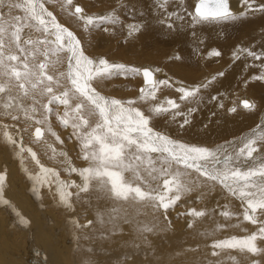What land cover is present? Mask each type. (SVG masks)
<instances>
[{"label": "rangeland", "instance_id": "rangeland-1", "mask_svg": "<svg viewBox=\"0 0 264 264\" xmlns=\"http://www.w3.org/2000/svg\"><path fill=\"white\" fill-rule=\"evenodd\" d=\"M187 1L188 17L194 20L196 24L203 23L193 19L195 1ZM44 2L48 11L53 12L60 23L76 33L86 54L90 57H104L110 62L124 63L128 66L146 65L162 71L163 78L161 79H167L171 86H160L155 100L148 98L142 101L139 99L138 88L141 85L142 76L117 75L105 81L94 82L97 90L105 96L121 100H135V106L152 117L151 122L156 130L182 142L207 146L213 150L228 146H242L246 136L253 138L254 133L264 130V78H257L264 77V36L255 34L264 27L255 29L251 27L244 30L243 36L236 40L235 44H233L235 39L232 37L225 40L227 35L222 30H215L216 34H211L206 40L205 37L201 38V44L198 38H193L190 43L191 47L196 49V55L192 58L193 62L185 63L179 47L166 48L156 39L151 46L143 44L145 34L140 27L139 31L129 35V24L142 26L143 19H134L132 15L145 10L147 5L145 0L146 4L141 0H73L72 6L66 5L64 0H44ZM148 2L151 8L157 7V11L160 12L168 8V5L161 7L162 0H149ZM170 2L181 3L183 0H170ZM234 2L240 5V13L235 14V17L241 14L252 13L253 16H256L264 13L259 9L260 5H264V0H249V3L253 4L252 8L247 7L243 0H235ZM76 4L83 7L87 15L94 17L111 15L117 17L118 22L115 24L105 22L98 27L85 30L83 22L71 15ZM148 10L149 8H147ZM4 11L7 12V9ZM13 15H22V13L14 11ZM221 21L227 20H210L204 23H219ZM154 25L162 26L167 30L171 29L168 27L169 23L164 22L162 18L154 17L150 26ZM33 35L37 34L33 33ZM256 37H261V39L255 40ZM215 39L218 42L212 43ZM237 46L240 48L237 59L244 60V66L241 67L240 73L236 77L226 81L224 79L227 76L226 73L230 71L232 66H235V64L233 65V56ZM213 51L220 52V55H211ZM248 52H255L260 56V59H254L247 54ZM49 74L53 73L50 71ZM227 83H231L232 87L227 93H223L225 99L222 106L224 107L225 119L236 123L240 118L244 123L239 127L236 134H230L220 141H208L206 143L188 141L185 138L190 135L175 128L177 125H183L182 127L186 129L189 125L194 124L195 118L201 114L193 112V110L191 116L182 115L180 118L173 114L177 110H170L158 116L150 111L151 108L158 105L167 106L166 101L168 99L175 100L180 105L179 109L181 110L182 108L191 109L192 100L196 99V95L187 100H181L180 94L176 91L177 86L182 85L187 88L191 87V89L198 87L199 92L197 94H204L211 90L221 89ZM201 85H206V87H200ZM212 97L209 98L212 99ZM241 97L251 99L254 107L252 109L241 107L239 104ZM41 103H46V98H41ZM52 107L53 114L49 115L44 124L39 125L35 123V120H26L23 114H21L19 121H14L0 109V174L5 175L6 180L2 186V194L3 201H7V203L0 202V264H16L17 261L21 264H34L31 263V254L39 257V252L47 253L48 246L60 239L61 235L58 231L68 233L70 237L73 236L75 243L79 239L82 240L86 235L85 231H88L90 234L86 236L88 242L100 241L106 250L113 252L112 257L114 259H118L120 256L121 259H124L125 264H132L133 258L137 260L140 257V261L147 263H152L153 260L159 263L157 258L158 260H165L166 264H169L170 260L173 261L172 264H185V262H187L186 264H216L218 260L222 261L223 264H252V261H258L261 257L262 262L259 264H264V253L252 255L250 253L241 254L237 250H224L220 252L219 256H212L211 245L215 240L228 238L232 235L251 234L258 230L260 224L253 225L244 221V203L229 194L218 183L206 181L203 177L199 178L202 181L199 187H194L191 192L183 194L181 200L167 212H163V210L153 212L151 209H145L140 205L116 202L105 198L101 193L94 190H90L88 193H80L79 198H77L75 193L78 190L76 188L66 189L73 193L70 198L71 207H68L60 200L57 187L41 184L37 181L36 183H39L40 186L36 183L33 184L32 179L41 175L40 165L57 171L60 180L67 182L68 180H75L78 184L81 182L78 174L70 173L67 169L70 167L79 169L87 166V162L81 159L79 143L72 135L71 128H63L57 119V115H63L64 107L61 105H53ZM233 107L236 108L235 112L231 111ZM42 116L41 110L37 113L36 119H41ZM185 118L188 119L189 123L183 124ZM234 119H238V121ZM4 125L8 126L7 129L4 128ZM36 127H41L45 134L44 138L39 141L33 135V130ZM49 128L56 133L59 141L56 136L48 131ZM6 130L18 141L17 145L14 146L4 140L3 132ZM18 134L21 136L20 140ZM21 147L30 148L35 152L40 165L36 164L27 151L21 153ZM61 152L66 153V156H61ZM254 157H264V147L254 153ZM221 158L223 159V156ZM65 159H68L69 163H65ZM10 160L13 163H7ZM11 168H14L16 172L13 170L14 173H12ZM192 176L198 177V174L193 172ZM21 183H25L27 186L18 188ZM69 183L71 182L69 181ZM31 185L33 186L31 187ZM95 192L99 195L97 194L93 198ZM99 198L101 201L97 202ZM113 208H116L117 211H113ZM190 209L204 211L205 215L203 217H191L188 215ZM118 210H122L119 212L120 216L126 219L125 222L120 223L121 225L112 223L113 219H117L119 216ZM223 211L232 213L231 217L222 216ZM211 214L212 216H210ZM134 215L137 219L132 220ZM256 215L258 221L264 222V212L258 210ZM101 216L104 221L103 225L100 223ZM89 221L92 223L89 224ZM135 221H138L137 225L140 229L144 225L153 229L152 233L144 232L148 235L145 238L148 245L145 247L148 251L142 253L141 256L134 254V252L136 247L144 248V246L132 242L135 237L132 236L131 232H123L124 229L126 231L132 230L131 227ZM189 223L192 224V227H188ZM218 225L224 227L218 228ZM111 226H116L119 229L118 232L110 238H107L108 235L102 236V238L96 237V229L99 227L109 229ZM216 229L218 230L215 234ZM224 229H227L226 232L224 231L225 234L223 233ZM154 230L159 231L160 234L153 235ZM219 230L222 231V234ZM127 236L132 239L123 240ZM82 242L84 241L82 240ZM71 246L72 243L62 244L65 255L75 250V248L70 249ZM258 246L264 248V242L258 241ZM128 248L130 251L126 253ZM229 255L235 257V261L228 260ZM98 256L105 257L106 255L99 254ZM106 258L108 257L106 256Z\"/></svg>", "mask_w": 264, "mask_h": 264}, {"label": "snow or ice", "instance_id": "snow-or-ice-1", "mask_svg": "<svg viewBox=\"0 0 264 264\" xmlns=\"http://www.w3.org/2000/svg\"><path fill=\"white\" fill-rule=\"evenodd\" d=\"M243 2L247 7H253L249 0ZM64 3L72 6L73 0H64ZM167 3L168 0H163L161 7ZM259 9L264 11V5ZM14 11L22 15H13ZM71 15L83 22L85 30L105 22H118L117 17L111 15H87L79 5L74 6ZM193 19L205 22L235 19V16L230 11L229 0H199ZM128 28L129 35L139 31L136 24H129ZM247 54L260 59L255 52ZM211 55L219 56L220 52L213 51ZM50 71L53 74H49ZM156 72L159 69L90 57L76 33L48 11L44 0H0V109L14 121H19L23 114L26 120H35L39 125L53 114V105L63 106L64 113L57 115V119L63 128H71L79 143L81 159L87 162L85 167L67 169L70 173H77L81 180L79 184L76 181L69 184L60 180L54 169L40 165L36 153L30 148L21 147V153L27 151L40 165L41 175L35 177L37 182L56 183L60 200L68 207H71L73 193L66 189L76 188L77 198L80 193L94 190L116 202L140 205L153 212H167L183 194L199 187L202 183L199 178L203 177L206 181L218 183L244 203V221L260 224L251 234L215 240L211 245L212 256H219L224 250L252 255L264 253V248L258 246V241L264 242V222L258 221L256 215L258 210L264 212V157H254V153L264 147V130L247 138L242 146H231V153L222 147L213 150L189 144L156 130L152 117L135 106V100L105 96L94 86L96 81L117 75H142L146 87L140 89L139 99L155 100L160 86H171L167 79H157ZM176 91L181 100H187L194 97L199 88L177 86ZM41 98H46V103H41ZM166 104L151 108V113L158 116L180 108L173 99H168ZM243 107L252 109L254 105L244 100ZM41 110L42 118L36 119ZM231 111L235 112L236 108ZM173 114L182 115L179 111ZM187 123L189 121L185 118L183 124ZM7 127L4 125L5 129ZM48 131L59 141L51 128ZM34 135L39 141L43 136L42 128L36 127ZM3 138L14 146L18 143L7 130L3 132ZM60 155L66 156V153ZM193 172L198 177H193ZM4 181L5 175L0 174V202L7 203L2 194ZM113 211L117 209L113 208ZM188 215L203 217L205 212L190 209ZM221 215L230 218L232 213L223 211ZM103 222L101 216L100 223ZM188 227L192 224L189 223ZM141 230L151 232L153 229L144 225ZM227 259L235 261L231 255ZM216 264L223 262L218 260ZM252 264H259V261H252Z\"/></svg>", "mask_w": 264, "mask_h": 264}, {"label": "bare ground", "instance_id": "bare-ground-1", "mask_svg": "<svg viewBox=\"0 0 264 264\" xmlns=\"http://www.w3.org/2000/svg\"><path fill=\"white\" fill-rule=\"evenodd\" d=\"M129 1H131V0H129ZM141 1L144 2V0H141ZM148 1L149 0H145L147 5L145 6V8H144L145 10L143 12L137 11L138 13H135L132 15V17L134 19H143V21L141 22L142 26L139 24L140 25L139 27L144 31V34H145V41H144V43L143 42L142 43L145 45L151 46V44L156 39V41L160 42L162 44V46H164L166 48L174 49L175 46L179 47L180 50L182 51V54H183V57H182L183 62H185V63L193 62L192 58L196 55V49H193L191 47V43H190L193 38H198L199 43L201 44V38L205 37V40H206V38L209 37L211 34H213V35L216 34L214 32L215 30H219V31L222 30L227 35L225 40H229V38L232 37L233 39H235V42L233 41L234 42L233 44H235L236 40L240 39L243 36L244 30L251 28V27H253L254 29L257 27H264V13H260L256 16H253L252 13L251 14H241L240 16L235 17V19H229L227 21H221L219 23H204L203 22V23H197L196 24L194 20H192V19H190V17H188V1L187 0H183V2H181V3H172V2H170V0H168L169 1L167 3L168 8L163 12L157 11V7H154V8L152 7L153 8V11H152V8L149 5ZM194 1H195V5L199 2L198 0H194ZM234 1L235 0H229V7L235 16V14L240 13V10H239L240 5ZM145 2H144V4H146ZM147 8H149L148 11H147ZM193 9L195 12V8H193ZM132 12H134V11H132ZM154 17L162 18L164 22H167L169 24L172 23L171 29L167 30L166 28H164L162 26H158V25L150 26V22L154 20ZM177 17H181V19H178ZM232 34H233V36H230ZM255 34L257 36H264V29H262L259 32H256ZM257 39L260 40L261 37H256L255 40H257ZM215 41H216V43L218 42V40L215 39L212 41V43H214ZM224 45H226V44H224ZM225 47L228 48L227 45ZM236 48H237V50L234 51V56H233V59H234L233 65L235 64V66H232L230 71H228L226 73L227 76L224 78L226 81L236 77V75L240 73L241 67L244 66V60L237 59V54L239 57V49L240 48H239V46H237ZM139 67L140 68L148 67L150 69H153L152 67H149L146 65L139 66ZM154 69H157V68H154ZM162 76H163L162 71L159 69V72L155 73V77L157 79H161V78H163ZM180 86H182V85H180ZM143 87H146V86H145V82H144L143 77H142L141 85L138 88V92H139L138 94H140V89ZM184 87H186V86H184ZM231 87H232V84L227 83V84L223 85L221 87V89H218L216 91L211 90V91L205 92L204 94H196V97H195L196 99L192 100L191 109L193 110V112H196V113L201 114V115L199 117H196L195 123L192 125H189V127H187L186 129H184L180 125H177L175 127L178 130L183 131V132L190 135L189 137L185 138L186 140L195 141L197 143H206L208 141L209 142H215V141H220L222 139H225L230 134H236L238 132L239 127L244 123V121L239 118V121H238V119H234L235 121H238V122L234 123V121H232V120L225 119V114L223 113L224 107L222 106V102L225 99L223 93L224 94L227 93V91L229 89H231ZM188 89H191V87H188ZM210 96H213L212 99L209 98ZM218 97H220V98L217 99ZM244 100H248L251 104H253L251 99L249 100L248 97H241L239 99V104L241 107H243V101ZM177 111L181 112L182 115H186L188 117L192 115V112H189V109H187V108H182V110L178 109ZM182 115H177V116H179V118H180V116H182ZM42 131H43V136L41 137V139H43L44 135H45L43 129H42ZM34 133H35V129L33 130V135H34ZM17 136H18V139L20 140L21 136L19 134ZM34 138H35V135H34ZM247 138L248 137L246 136L245 140ZM223 148L227 149L228 153L232 152L231 146L223 147ZM10 162L13 163L12 160L8 161L7 163H10ZM64 162L69 163L68 159H65ZM14 164H17V163L14 162ZM66 166H69V165H66ZM11 170L13 171L14 168H11ZM14 171L12 173H14ZM36 181L37 180L32 179L33 184L36 183ZM69 181L72 182L75 180H68V182L67 181H65V182L69 183ZM21 184L18 185V188H22L24 186H27L25 183H21ZM36 184H38V186H40L39 183H36ZM49 185L53 186V187H57L56 183H50ZM32 186L33 185H31V187ZM97 194L98 193L95 192L93 198ZM95 199H97V198H95ZM100 201H101V198H99L97 202H100ZM120 211H122V210H118V213ZM212 214H214V213H212ZM212 214L210 216H212ZM135 218H136V216L134 215L132 217V220ZM125 220L126 219L121 217L120 213H119L118 218L117 219L114 218L112 223L115 225H121L120 223L125 222ZM103 224H104V222L101 223V225H103ZM137 224H138V221H135L134 225L131 227L132 230L128 229L126 231L124 229L123 232H126V233L131 232L132 236L135 237L132 242L133 243L135 242V244L144 246V248L136 247L135 252H134V254L141 256L144 254V252L148 251L147 247H145V246H148L147 242L145 240V238H147L148 235H147V233H144L143 231H142V233H143L142 234L141 229L139 228V226ZM118 230L119 229L116 226H111V228H109V229L99 227L98 229L95 230V235L98 238H102V236L108 235L107 238H110L112 235L117 233ZM217 230L218 229H216L215 234L217 233ZM224 231L226 232L227 229H224L223 233H224ZM221 232L222 231H220V233ZM58 233H60V235H61L60 239L58 241H55L54 244L48 246L49 248H48L47 253L42 254L39 252V257L31 254V260H32L31 263H34V264H125L124 259H121L120 256H118L119 257L118 259H116V258L114 259L112 257L113 252H110V250H106V248L101 244L100 241L88 242L86 240V236L90 235V234H88V231H85L86 235H84L85 237L82 239L84 242H82V240L79 239V241L77 243L74 242L75 241L74 237L73 236L70 237V235L68 233H64L61 231H58ZM151 233H152V231H151ZM104 234H106V235H104ZM159 234H160L159 231L154 230L153 235H159ZM129 238L130 237L127 236V237L123 238V240H128ZM130 239H132V238H130ZM63 242L66 244L72 243V246L70 247V249L75 248V250L72 251L70 254L65 255V250L64 249L62 250V244H64ZM68 246H70V245H68ZM128 251H130V248L127 249L126 253H128ZM156 253H158V252H156ZM99 254H101L102 256L106 255L108 258H106V256L105 257L104 256L99 257L98 256ZM171 255H169V256H171ZM156 256H157V254H156ZM156 256H155V258H156ZM140 259H141V257L138 258L137 260H135L133 258L132 261H134V262L132 264H152V263H154V264H166L167 263L165 260H162V259L158 260L157 258H156V260L159 261V263H156L154 260L152 263H147L145 261H140ZM258 261H259V263L262 262L261 257L259 258ZM17 263L21 264L19 261H17L16 264ZM172 263H173V261L170 260L169 264H172ZM186 263L187 262H185V264Z\"/></svg>", "mask_w": 264, "mask_h": 264}, {"label": "water", "instance_id": "water-1", "mask_svg": "<svg viewBox=\"0 0 264 264\" xmlns=\"http://www.w3.org/2000/svg\"><path fill=\"white\" fill-rule=\"evenodd\" d=\"M199 1V0H198ZM231 11V10H230Z\"/></svg>", "mask_w": 264, "mask_h": 264}]
</instances>
